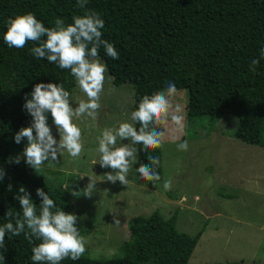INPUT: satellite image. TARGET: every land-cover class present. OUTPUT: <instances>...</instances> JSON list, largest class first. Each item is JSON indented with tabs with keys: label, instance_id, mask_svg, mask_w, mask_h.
I'll use <instances>...</instances> for the list:
<instances>
[{
	"label": "trees",
	"instance_id": "16d2710c",
	"mask_svg": "<svg viewBox=\"0 0 264 264\" xmlns=\"http://www.w3.org/2000/svg\"><path fill=\"white\" fill-rule=\"evenodd\" d=\"M88 8L101 15L105 21L103 38L119 53V59L114 60L101 48L99 55L114 85L133 86V111L145 95L164 90L167 81H172L177 90L188 92L189 119L235 115L238 124L234 137L264 145V58L255 72L249 70L250 61L258 58L264 47V0H89ZM26 13H33L51 28L57 17L72 23V18L83 15V10L77 7V0H0V167L6 172L0 182V226L7 222L5 213L9 208L21 210L15 198L21 186L31 193L38 212L36 189L43 188L58 209L72 213L70 194L63 187L50 185L42 172L28 166L23 157L19 164L10 163L23 153L27 143L26 139L15 143L14 136L32 122L23 105L34 85L63 84L70 95L76 85L70 70L36 59L30 51L31 42L22 49L9 48L4 42L8 19ZM48 123H52L50 113ZM134 126L140 127L135 122ZM148 154L160 159L157 171L161 182L162 146ZM140 163H150L143 150L138 153V167ZM139 180L151 188L159 184L141 179L140 174ZM176 220V213L169 219L159 212L133 217L122 257L97 260L85 252L79 260L69 258L61 264H190L203 232H180ZM32 248L23 234L17 237L6 233L0 264H33Z\"/></svg>",
	"mask_w": 264,
	"mask_h": 264
},
{
	"label": "rangeland",
	"instance_id": "374dc122",
	"mask_svg": "<svg viewBox=\"0 0 264 264\" xmlns=\"http://www.w3.org/2000/svg\"><path fill=\"white\" fill-rule=\"evenodd\" d=\"M101 61L104 62L102 58ZM105 75L96 119L73 120L82 131L81 155L73 158L65 151L58 160L46 161L39 169L50 185L61 186L70 194L72 213L87 241L86 252L97 260L122 257V245L130 237L133 217L159 212L169 219L176 213L180 232H203L190 264H264V145L234 137L238 124L235 115H198L189 119L188 92L177 90L168 98L170 112L179 106L183 126L175 125L171 115L162 123V181L153 188L140 182L137 154L128 186L112 184L105 180L111 169L101 168L97 162L98 138L105 129H116L122 122L134 123V88L128 83L114 85L108 69ZM82 99L87 97L76 83L70 102L76 107ZM50 126L58 140L53 122ZM184 140L188 141V150H178L177 144ZM120 143L128 141L118 140L117 146ZM88 176L97 180L91 198L83 192ZM169 179L172 190L166 191L163 183Z\"/></svg>",
	"mask_w": 264,
	"mask_h": 264
},
{
	"label": "clouds",
	"instance_id": "9594fccd",
	"mask_svg": "<svg viewBox=\"0 0 264 264\" xmlns=\"http://www.w3.org/2000/svg\"><path fill=\"white\" fill-rule=\"evenodd\" d=\"M88 3L89 0H77V7L83 10V15L74 16L73 22L68 24L57 17L51 28L46 27L33 13L17 15L7 21L3 39L9 48L22 49L31 42L33 47L30 51L36 59H46L61 69L70 70L78 88L87 97L86 100H79L77 106L73 107L70 92L65 90L63 84L36 83L30 98L26 96L23 105L32 117V122L22 127L14 136L15 143L19 144L25 139L27 143L23 153L14 160L10 159V163L19 164L23 157L28 166L38 171L46 161L58 160L65 151L73 158L79 157L83 151L82 131L73 120L81 117L95 120L98 115L107 72V66L99 55L100 49H104L107 57L119 59L113 43L103 38L105 21L98 12L88 8ZM262 58L264 47L260 49V56L250 61L251 72L257 70ZM176 92V84L167 81L164 90L150 96L145 95L131 113V121L138 123L139 129L134 123L122 122L118 128L102 132L98 138L100 157L97 162L101 168L111 169L106 173V181L128 186V175L137 163V154L141 150L147 154L150 163H140L136 168L140 178L152 181L153 184L161 180L157 171L160 159L148 152L162 146L164 132L160 130V125L169 115L175 125L183 126L179 106L174 112H170L168 98ZM49 113L59 134L58 140L48 123ZM118 140L128 143L117 146ZM136 145L142 147L137 148ZM177 148L187 151L188 141L178 143ZM5 175V170L0 167V182ZM88 177V184L83 192L84 196L91 198L97 180L94 176ZM67 187L65 185L66 189ZM163 187L166 191H171V180H165ZM8 189L11 191V184ZM36 196L40 198L39 212L31 193L23 186L19 188L15 198L18 199L21 210L14 212L9 208L5 213L8 220L0 226V248L5 247L6 233L17 237L23 234L33 244V254L30 257L33 264H61V261L69 258L72 261L79 260L86 252L87 241L79 232L77 216L58 209L56 202L43 188L36 189Z\"/></svg>",
	"mask_w": 264,
	"mask_h": 264
}]
</instances>
